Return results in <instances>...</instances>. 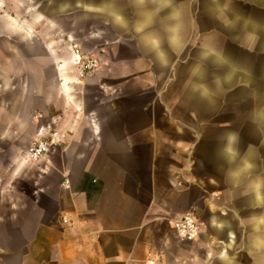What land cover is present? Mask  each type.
Listing matches in <instances>:
<instances>
[{
	"label": "crops",
	"instance_id": "0c3cea01",
	"mask_svg": "<svg viewBox=\"0 0 264 264\" xmlns=\"http://www.w3.org/2000/svg\"><path fill=\"white\" fill-rule=\"evenodd\" d=\"M68 3L0 9V264H264V0ZM71 39L100 60L84 79Z\"/></svg>",
	"mask_w": 264,
	"mask_h": 264
},
{
	"label": "built area",
	"instance_id": "2783aa9c",
	"mask_svg": "<svg viewBox=\"0 0 264 264\" xmlns=\"http://www.w3.org/2000/svg\"><path fill=\"white\" fill-rule=\"evenodd\" d=\"M4 0H0V7H3ZM70 46L74 62L76 64L77 76L79 79H84L93 74L100 66V60L97 56L84 52L82 45L75 39H71ZM63 141L60 134L56 130H52L47 135L33 140L27 147L26 157L29 161H38L42 159L54 145H60ZM65 182L68 179L65 178ZM66 222L67 219L64 217ZM172 226L177 232V235L182 240L194 241L197 240L201 233V223L192 212H185L183 214L174 216L172 219Z\"/></svg>",
	"mask_w": 264,
	"mask_h": 264
},
{
	"label": "clouds",
	"instance_id": "9594fccd",
	"mask_svg": "<svg viewBox=\"0 0 264 264\" xmlns=\"http://www.w3.org/2000/svg\"><path fill=\"white\" fill-rule=\"evenodd\" d=\"M138 2L143 4V3H145V0H138ZM170 3H171V0H166V5L165 6H167V4H170ZM159 10L160 9H157V11H159ZM179 17H180L179 11L178 10L174 11L173 14H172V19L179 21ZM116 19L121 24L124 23L123 17H119L118 16ZM143 27H144L143 25L137 26L136 29H135L136 32H138V33L142 32L143 31ZM180 28H181L180 23H176L171 29H169V31L172 33V35L169 37V44L170 45H175V44H177L179 42V40H180ZM147 43L149 44L151 49L155 51L158 59H160L161 61H164L165 53L161 49L160 40L158 38H156V37H153L149 41H147ZM236 140H237L236 134H234V133L228 134L227 143H226L223 151H224V154L226 155V157L228 158L229 162H232L235 159V157L238 155V152H237V150H236V148L234 146L235 143H236ZM252 167L253 166H252L251 163L245 161L243 163L242 168L238 169L235 172H233L232 176L233 177L239 176L241 171L251 170ZM258 223L259 224H264V217L259 218Z\"/></svg>",
	"mask_w": 264,
	"mask_h": 264
},
{
	"label": "water",
	"instance_id": "95a60500",
	"mask_svg": "<svg viewBox=\"0 0 264 264\" xmlns=\"http://www.w3.org/2000/svg\"><path fill=\"white\" fill-rule=\"evenodd\" d=\"M78 2H80V0H70V3H68V4L72 7H75ZM55 10L60 11V10H62V7L60 5H58L55 7Z\"/></svg>",
	"mask_w": 264,
	"mask_h": 264
},
{
	"label": "rangeland",
	"instance_id": "374dc122",
	"mask_svg": "<svg viewBox=\"0 0 264 264\" xmlns=\"http://www.w3.org/2000/svg\"><path fill=\"white\" fill-rule=\"evenodd\" d=\"M0 9H2V7H0ZM100 25H98L97 24V22H94V24H93V29L94 30H97L98 29V27H99ZM77 41V40H76ZM80 43V42H79ZM81 44V43H80ZM239 259V258H238ZM239 264L241 263V258H240V260H239V262H238Z\"/></svg>",
	"mask_w": 264,
	"mask_h": 264
}]
</instances>
